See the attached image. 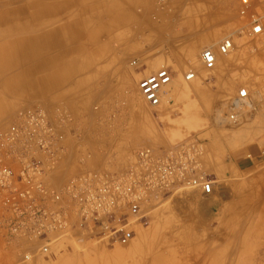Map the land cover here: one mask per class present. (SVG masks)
Masks as SVG:
<instances>
[{
	"label": "crops",
	"instance_id": "crops-1",
	"mask_svg": "<svg viewBox=\"0 0 264 264\" xmlns=\"http://www.w3.org/2000/svg\"><path fill=\"white\" fill-rule=\"evenodd\" d=\"M231 3L238 10V0H0V127L24 110L46 113L66 147L43 178L52 188L85 170L103 168L110 145L104 135L114 126L100 123L102 111L93 112L92 106L112 98L128 100L125 91L133 92L143 76L161 67H167L174 80L179 73L193 71L196 78L190 86L206 87L197 79L208 69L195 59L202 46L225 30ZM254 9L264 26V0H257ZM241 54L217 56L208 70H215L214 77L207 85L222 87L226 94L244 86L258 101L259 94L264 97V48L254 54L257 66L251 78L241 73L248 70V62L238 58ZM63 64L65 74L54 81L53 74ZM210 95L213 100L219 92ZM257 106V115L246 125L259 124V136L241 126L210 133L206 165L213 189L192 204L200 228L215 231L226 242L228 254L238 247V232L255 210L264 233V107L259 108V102ZM252 107L251 111L256 109L255 104ZM257 168L259 210L246 202L253 197L245 176ZM2 216L0 206V220ZM73 233L78 239L87 235L78 228ZM260 241L264 246V239ZM39 243L32 237L8 236L0 223V264L64 262L66 256L57 255L55 248L35 256ZM27 253L33 257L27 259ZM104 261L94 258L86 264Z\"/></svg>",
	"mask_w": 264,
	"mask_h": 264
},
{
	"label": "built area",
	"instance_id": "built-area-1",
	"mask_svg": "<svg viewBox=\"0 0 264 264\" xmlns=\"http://www.w3.org/2000/svg\"><path fill=\"white\" fill-rule=\"evenodd\" d=\"M256 6L257 0H238L246 37L264 32L263 17ZM233 47V37L226 35L216 48H201L198 59L205 69H212L217 52L225 55ZM194 75L188 71L185 79ZM171 81V72L161 67L143 76L138 89L150 106L157 107ZM252 104L248 89L240 87L230 99L222 122L238 124L244 118L243 111ZM260 107H264V97L259 94ZM61 139L39 110L20 112L17 122L0 132V223L10 237L39 240L35 255H45L59 243L78 238L73 233L77 228L112 244H128L141 207L152 196L185 189L201 196L212 192V180L202 167L205 143L197 137L165 149H135L121 167L85 170L68 178L60 188H52L43 178L63 156L64 147L58 143ZM26 255L27 259L33 257Z\"/></svg>",
	"mask_w": 264,
	"mask_h": 264
},
{
	"label": "rangeland",
	"instance_id": "rangeland-1",
	"mask_svg": "<svg viewBox=\"0 0 264 264\" xmlns=\"http://www.w3.org/2000/svg\"><path fill=\"white\" fill-rule=\"evenodd\" d=\"M237 14V8L234 7V3H231L227 11L230 21L225 22V30L221 31L215 40L204 46L216 48L224 36L231 35L234 43L233 50L225 55L217 52V56L232 58L234 54L242 52L238 58L248 62V70L241 73L251 78L257 66L254 54L260 48H264V32L253 38L246 37L241 28L244 22L239 20ZM195 62L202 66L198 55ZM64 69V64L56 69L53 79L57 77L59 70L64 73ZM214 71L206 70L202 77H198V83L206 87L190 86V80L196 77L185 79L187 70L179 73L175 80L172 76L161 104L157 107L150 106L143 99L138 85H135L133 92L127 89V94L125 91L128 100L112 98L102 105H93V112L102 111L100 123H109L114 126L110 127L104 135V139L109 140L110 145L105 154L103 169L111 170L113 167L125 165L135 149L142 147L165 149L182 140L197 137L203 139L205 143L202 167L210 178L212 174L206 165L210 133L241 126L247 128L253 137L259 136V124L258 127L246 125L250 122V117L257 115L259 99L253 100L255 110L245 109L244 118L239 124L222 122L228 103L236 93L226 94L224 90L222 92V87H214L211 84L208 86L207 83L214 77ZM218 92L219 97L212 100L210 94H218ZM16 118L1 126L0 132L8 128ZM64 141L65 138L62 143ZM245 177L251 181L253 197L246 200L247 205L259 210V168ZM200 197L204 196L189 189L152 196L141 207V212L133 226V239L128 244H112L95 238L91 234L80 239L71 238L67 246L65 242H61L57 245L58 247H53L54 251H58L57 255L66 256L64 262L58 261L55 264H86V261L94 258H106V261L100 264H264L262 255L264 246H259L262 242L259 240L264 239V233L259 230L261 226L259 211L255 210L246 216L245 229L238 232L241 236V238L238 236L236 240L238 247H233L232 252L228 254L226 242L214 234L215 231L201 229V224H198L197 208L192 204ZM235 232L231 233L232 237L235 236ZM190 252H194L192 257Z\"/></svg>",
	"mask_w": 264,
	"mask_h": 264
},
{
	"label": "bare ground",
	"instance_id": "bare-ground-1",
	"mask_svg": "<svg viewBox=\"0 0 264 264\" xmlns=\"http://www.w3.org/2000/svg\"><path fill=\"white\" fill-rule=\"evenodd\" d=\"M71 2H72V1H71ZM73 3H74V2H73ZM64 26H65V25H64ZM70 34H71V33H70ZM60 68H61V67H60ZM61 74H65V72L63 73L61 70H59L58 73H57V77H55L54 81H55L56 79H58L59 77H61V76H62ZM170 83H171V82H170ZM170 83H169V84H170ZM169 84H168V85H169ZM168 85H167V86H168ZM167 86H166V87H167ZM165 89H166V88H165ZM251 106H253V104H252ZM247 108H249V107H247ZM252 108H253V107H252ZM252 108H251V109H252ZM35 110H39V111L43 112V113L46 115V113H45L43 110H41V109H35ZM25 111H34V110H24V111H21V112H25ZM245 111H246V110H244L243 112H245ZM19 114H20V113L17 114V118H16V120H15L13 123L17 122ZM46 117H47V115H46ZM218 117H219V116H218ZM47 118H48V117H47ZM240 118H241V117H240ZM222 119H223V118H222ZM48 120H49V119H48ZM49 121H50V120H49ZM240 122H242V120H241ZM240 122H239V123H240ZM13 123H12V124H13ZM239 123H238V124H239ZM51 124H52V123H51ZM52 125H53V124H52ZM53 126H54V125H53ZM54 128H55V127H54ZM6 129H7V128H6ZM6 129H5V130H6ZM3 131H4V130H3ZM3 131H1V132H3ZM55 131H56V129H55ZM56 132H57L58 134H60L58 131H56ZM61 135H62V134H61ZM63 139H64V136L62 135V139L59 140L58 143L60 144V143L62 142ZM60 145H61V144H60ZM65 150H66V147H64V152H63V154L65 153ZM61 158H62V157H61ZM117 167H118V166H117ZM95 170H103V168H100V169H99V168H98V169H92V170H90V171H95ZM25 257H28V256L25 255Z\"/></svg>",
	"mask_w": 264,
	"mask_h": 264
}]
</instances>
